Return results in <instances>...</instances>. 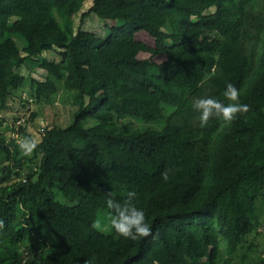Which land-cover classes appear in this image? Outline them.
<instances>
[{"label": "trees", "instance_id": "obj_1", "mask_svg": "<svg viewBox=\"0 0 264 264\" xmlns=\"http://www.w3.org/2000/svg\"><path fill=\"white\" fill-rule=\"evenodd\" d=\"M77 12L70 0H0V112L23 86L17 68L50 46L61 59L39 58L46 76L30 96L50 101L61 85L79 100L30 157L0 132V264H264L246 241L264 202V0H92L82 19L127 27L98 39L74 30ZM227 82L248 110L199 127L192 99L229 102ZM128 191L152 227L135 241L106 219L109 194Z\"/></svg>", "mask_w": 264, "mask_h": 264}, {"label": "rangeland", "instance_id": "obj_2", "mask_svg": "<svg viewBox=\"0 0 264 264\" xmlns=\"http://www.w3.org/2000/svg\"><path fill=\"white\" fill-rule=\"evenodd\" d=\"M70 2L78 6V12L73 17L74 30L80 29L94 35V37L98 39L99 37L106 35L109 27L127 29L125 22L122 20L114 21L110 19H100L93 13L82 19L81 14L87 11L92 5V0H70ZM214 10L215 9L211 7L205 10V13H212ZM135 36L144 40H152L146 33H137ZM14 40L16 45L21 48L23 44L22 40L18 37H14ZM60 51V48L50 46L47 50L42 52L41 56L60 61ZM41 56L35 58L28 57L25 64L17 68V71L23 75L25 79L23 86L19 90L12 91L8 108L4 112H0V132H5L16 140L26 135H30L39 141L41 138V128L51 125H66L72 120V113L79 103L77 92L66 90L61 85H59L57 93L52 96L50 101L38 102L30 96L32 81L44 80L46 76V71L42 69L38 63ZM147 56H149L148 53H139V57L144 58ZM154 59L157 62H162L165 59V56L159 54L154 56ZM240 61H244L242 57H240ZM18 119L20 121L17 123ZM121 122H126L133 128L160 127V122L158 121L142 122L139 121L138 118L132 117L125 118L121 120ZM18 125L21 126L18 127ZM20 127L24 128L25 134L21 131L18 134L17 130ZM220 130H222V127ZM18 153L19 155L22 154L19 151ZM25 163L23 167L26 166ZM257 205L260 214V225L246 238L247 244H252L249 253L253 257L258 256L259 254L264 255V202L262 198L258 200Z\"/></svg>", "mask_w": 264, "mask_h": 264}, {"label": "clouds", "instance_id": "obj_3", "mask_svg": "<svg viewBox=\"0 0 264 264\" xmlns=\"http://www.w3.org/2000/svg\"><path fill=\"white\" fill-rule=\"evenodd\" d=\"M223 96L229 102H224L212 95H202L192 99L191 107L198 113L199 127H204L210 118L230 123L236 119L238 113L248 110V105L240 102L237 88L233 83H226ZM37 146L38 141L27 135L16 141L17 150L26 157H30ZM161 176L165 181L168 179L166 172ZM135 196L133 191H128L121 199H116L109 194L105 200L108 210L106 219L111 229L120 237L133 241L147 237L152 232V227L146 219L145 209L137 206ZM91 226L99 230L102 224L100 220H94Z\"/></svg>", "mask_w": 264, "mask_h": 264}, {"label": "built area", "instance_id": "obj_4", "mask_svg": "<svg viewBox=\"0 0 264 264\" xmlns=\"http://www.w3.org/2000/svg\"><path fill=\"white\" fill-rule=\"evenodd\" d=\"M22 119V118H21ZM20 120L18 119L17 123L19 122Z\"/></svg>", "mask_w": 264, "mask_h": 264}]
</instances>
